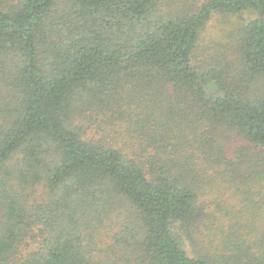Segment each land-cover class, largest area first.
<instances>
[{
  "label": "trees",
  "instance_id": "1",
  "mask_svg": "<svg viewBox=\"0 0 264 264\" xmlns=\"http://www.w3.org/2000/svg\"><path fill=\"white\" fill-rule=\"evenodd\" d=\"M160 1L0 0V264H264V0Z\"/></svg>",
  "mask_w": 264,
  "mask_h": 264
},
{
  "label": "rangeland",
  "instance_id": "2",
  "mask_svg": "<svg viewBox=\"0 0 264 264\" xmlns=\"http://www.w3.org/2000/svg\"><path fill=\"white\" fill-rule=\"evenodd\" d=\"M183 0H161L160 5L162 9H166L168 6L173 5L177 2ZM193 2L197 3V0H192ZM200 2V0H198ZM254 16L248 14L247 12L238 14V15H229V16H221L218 14H214L212 18L207 22L203 31L201 32L200 40L197 43V48L195 51V56L198 59V62H202L208 60L210 57H217L220 55L222 48H219L217 44L220 42L226 43V34L229 31L235 30L239 27V22H246L247 20L253 18ZM225 51H223L224 53ZM221 53V54H223ZM210 60V59H209ZM40 189V188H39ZM222 195H227L228 192L222 191ZM41 191L39 190L36 195L39 196ZM224 200L227 202L226 204L232 205L233 200L235 198H230V194L225 196ZM116 221L114 217H112V221L108 222L103 229L98 231L94 234V242L93 248L96 253L99 251H105L108 249L109 245H112V238L113 235L116 234L117 231V224L112 225L111 223ZM179 233V232H177ZM27 244L29 247H34V241L28 240ZM189 251L191 248L187 247ZM109 252V250H108ZM110 255V253H109ZM110 258H112L110 256Z\"/></svg>",
  "mask_w": 264,
  "mask_h": 264
}]
</instances>
